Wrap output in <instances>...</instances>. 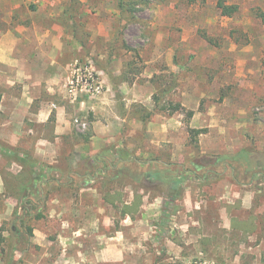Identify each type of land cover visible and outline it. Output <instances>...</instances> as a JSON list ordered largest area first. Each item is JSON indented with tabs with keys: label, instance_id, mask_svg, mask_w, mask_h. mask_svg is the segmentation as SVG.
<instances>
[{
	"label": "rangeland",
	"instance_id": "374dc122",
	"mask_svg": "<svg viewBox=\"0 0 264 264\" xmlns=\"http://www.w3.org/2000/svg\"><path fill=\"white\" fill-rule=\"evenodd\" d=\"M126 1L0 0V42L51 11L82 49L59 101L69 141L38 140L53 112L13 123L20 89L0 84V264H264V0H226L231 16L217 0ZM76 61L97 97L68 98Z\"/></svg>",
	"mask_w": 264,
	"mask_h": 264
},
{
	"label": "crops",
	"instance_id": "0c3cea01",
	"mask_svg": "<svg viewBox=\"0 0 264 264\" xmlns=\"http://www.w3.org/2000/svg\"><path fill=\"white\" fill-rule=\"evenodd\" d=\"M43 15V20L18 24L14 29L16 36L12 32L3 35L4 39L0 42V84L20 89V95L16 93L9 98L13 123L19 124L21 110L27 111L28 120L31 122L29 126L32 123L45 124L49 113L53 112V130L50 136L40 137L38 140L48 143L69 141L72 130L65 108L59 101L60 95L65 94L68 62L77 53H81L82 49L79 44L61 40L59 33L54 36L52 25L46 21L52 19L51 11H44ZM5 40L10 41V45L5 44ZM119 88L124 89L122 86ZM4 97L1 96L0 110L3 108ZM51 105L55 106V110L51 109ZM32 110L34 111L31 113ZM105 125L101 128L100 123L94 124L93 140L107 141L109 125ZM29 131L34 134L33 129Z\"/></svg>",
	"mask_w": 264,
	"mask_h": 264
},
{
	"label": "built area",
	"instance_id": "2783aa9c",
	"mask_svg": "<svg viewBox=\"0 0 264 264\" xmlns=\"http://www.w3.org/2000/svg\"><path fill=\"white\" fill-rule=\"evenodd\" d=\"M103 92V84L96 71L87 64L75 62L69 69L66 81V94L71 102L79 97H97ZM78 129H84L85 123L75 120Z\"/></svg>",
	"mask_w": 264,
	"mask_h": 264
},
{
	"label": "trees",
	"instance_id": "16d2710c",
	"mask_svg": "<svg viewBox=\"0 0 264 264\" xmlns=\"http://www.w3.org/2000/svg\"><path fill=\"white\" fill-rule=\"evenodd\" d=\"M160 1H164V0H160ZM200 1L204 2L205 0H200ZM117 4H118V9L121 13L127 12L128 10L130 11V9H128V7H127V1L126 0H118ZM216 7L220 10L221 15H223V16H231L232 14H234L237 11V6L227 4L226 0H217L216 1ZM146 176L147 177L150 176L152 179L154 178V181H156V182L165 183L167 185L168 184L172 185V188H174L175 186L180 184V180L177 177H175V178L174 177L173 178L166 177V178L162 179V174H161V172H158V171L155 173L147 174ZM27 177H28L27 174L16 176V178H18L21 181H25ZM136 198L138 200L140 199L137 196H136ZM138 205H139V201H135L132 205H129V206L124 205L123 209H122L123 214H134L137 211ZM31 232H32L31 228H27V231L25 232V234H27L28 236H31V234H32Z\"/></svg>",
	"mask_w": 264,
	"mask_h": 264
}]
</instances>
